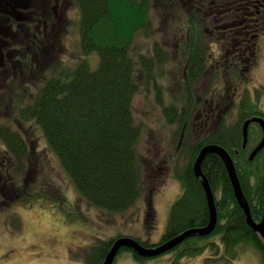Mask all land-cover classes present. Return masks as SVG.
<instances>
[{
    "label": "trees",
    "instance_id": "1",
    "mask_svg": "<svg viewBox=\"0 0 264 264\" xmlns=\"http://www.w3.org/2000/svg\"><path fill=\"white\" fill-rule=\"evenodd\" d=\"M75 2L81 11L80 49L84 59H77L75 66H65L61 77L49 80L31 104L21 107V117L39 126L48 147L58 157L80 197L103 211L122 213L143 197L149 182L146 177L150 174L138 150L144 124L136 120L134 101L143 86L155 83V69L163 66L166 59L141 57L135 60L132 51L141 33L147 37L153 34L154 0ZM190 47L186 58V103L188 110H193L196 97L193 82L204 78L209 59L204 47H197L195 42ZM157 52L164 54L162 49ZM92 55L98 57L97 62L91 60ZM247 96L248 93L240 104L238 124L232 128L221 126L217 133L190 146V162L175 174L183 193L172 206L169 228L158 244L149 245L138 240L142 245L154 247L209 223L206 193L202 180L194 173L193 163L201 149L210 144L220 145L231 154L252 217L256 222L262 220L264 150L251 160L252 147L243 148L242 131L246 119L261 116V113ZM167 115L170 123L179 119L182 129L185 124L190 127L193 120L192 113L177 116L174 103L167 108ZM0 137L8 148L7 158H12L21 171L25 160L32 157L27 140L8 125L1 126ZM202 170L215 194L218 224L211 235H196L170 251L174 253L171 264H181L182 260L197 257L207 250L216 252L221 264H231L240 257L244 246L257 249L264 264V239L249 226L224 161L217 154H209ZM147 202L146 225L150 230L154 227L155 212L149 198ZM216 237L220 244L212 241ZM112 244L113 240L98 239L85 251V264H103ZM128 251L137 260H147L123 248L114 264Z\"/></svg>",
    "mask_w": 264,
    "mask_h": 264
},
{
    "label": "rangeland",
    "instance_id": "2",
    "mask_svg": "<svg viewBox=\"0 0 264 264\" xmlns=\"http://www.w3.org/2000/svg\"><path fill=\"white\" fill-rule=\"evenodd\" d=\"M200 4V1L187 0V5L195 9L191 11L187 7L184 13H176L177 9L171 1L165 4L168 24L160 21V8L157 28L152 37H138L133 46V56L139 51L155 55L154 45L157 44L168 54V62L164 64L163 70L157 71L159 74L164 73L163 77L158 75L157 83L163 93L162 100H157L152 83L143 86L134 101L136 120L144 124V134L138 150L141 162L150 175L146 177L149 182L143 199L128 211H103L80 197L58 157L48 147L39 126L35 121H25L21 117V107L31 104L38 94L39 86H34L35 79L28 78V82L21 84L22 87H29V92H24L23 96L10 98L8 94L3 95L5 98L0 99V125L9 124L21 133L31 148L32 157L25 160L26 165L19 171L14 160L6 159L8 148L0 137V203H4L3 206L0 204V264H85V251L98 239L109 241L117 237H128L150 245L161 241L169 228L172 206L183 193L181 183L173 176L190 162V146L203 136L200 137V134L205 121V116H199L198 110L197 119L192 122L195 125L190 122V127L184 129V132L188 131L187 138L181 140L183 126L179 119L170 123V118L165 113L166 108L177 102L176 97L179 95L176 88L181 87V66L184 54L189 52V49L187 53L184 52L185 48L182 47L185 43L195 42L197 47H204L209 54L217 53L214 41L210 40L211 29H198L203 26V16L198 14L201 12ZM75 13V32L70 34L74 41L71 40V47L67 48L69 51L74 49V52L64 50L62 58L65 65L84 59L79 48L81 11L76 5ZM189 17L195 20L194 23L188 22ZM260 38L258 45L261 63L249 76L245 93L251 96L259 110L264 111V34ZM91 60L97 62L98 57L92 55ZM7 86L6 84L5 89ZM5 89L3 84L2 91ZM7 92L9 93V89ZM239 102L240 99L222 123L227 126L236 124L239 115V106H236ZM253 137L257 140L258 133ZM29 166L34 170L32 177L26 175ZM15 187L17 195H24L22 199L13 196ZM151 188L155 191L152 196ZM149 196L153 199L156 213L153 215L156 220L154 227L150 230L147 222L145 223ZM212 241L220 244L218 237ZM242 248L240 257L231 264H262L257 249L252 246ZM210 255L212 258L209 259V264H221L215 257L216 252L212 250L209 255L206 253L184 259L181 264H207L205 260ZM173 257L174 253L170 252L156 258L137 260L128 251L118 257L116 264H171Z\"/></svg>",
    "mask_w": 264,
    "mask_h": 264
},
{
    "label": "flooded vegetation",
    "instance_id": "3",
    "mask_svg": "<svg viewBox=\"0 0 264 264\" xmlns=\"http://www.w3.org/2000/svg\"><path fill=\"white\" fill-rule=\"evenodd\" d=\"M197 1L201 2L198 14L203 16L202 27L211 29L210 40L217 50L209 55L207 84L196 86V115L199 110V116H205L202 132L210 135L217 133L231 108L244 99L249 76L261 63L258 41L264 34V0ZM172 5L176 13L186 12L187 7L195 9L187 0H173ZM75 20L74 0H0V99L6 94L15 98L29 92L28 86H21L28 78L36 80L39 93L49 78L63 73V52L74 41L70 34L75 32ZM212 78L219 82L209 86ZM185 81L188 83L180 78L181 87L176 88L183 111ZM3 84L4 89L8 85L4 91Z\"/></svg>",
    "mask_w": 264,
    "mask_h": 264
},
{
    "label": "water",
    "instance_id": "4",
    "mask_svg": "<svg viewBox=\"0 0 264 264\" xmlns=\"http://www.w3.org/2000/svg\"><path fill=\"white\" fill-rule=\"evenodd\" d=\"M253 121H261V123L264 124L262 120L254 119ZM252 121L246 122L244 126V142L245 145L248 141V127ZM264 147V141L263 143L258 147V149L255 151V154L259 152ZM217 154L219 155L222 160L224 161L226 168L228 170L236 198L242 207V209L245 211L247 216V222L250 225V227L260 233L262 237L264 238V215L263 219L260 223H257L254 221L252 214H251V208L249 205L248 200L245 198L240 179L237 174V170L235 167V164L230 156V154L221 146L217 145H208L204 147L198 158L196 159V162L194 164V171L198 178H202V184L204 186V189L206 191L209 210H210V221L207 226L202 228H196L191 229L188 231H185L183 234L167 241L166 243L155 247V248H149L146 246H143L138 241H136L133 238H119L114 241L113 246L109 253L107 254L105 261L103 264H114L115 259L120 252L122 248H129L134 250L139 256L144 258H154L157 256H160L170 250H173L176 246L180 245L183 241L186 239L193 237L195 235H201V236H208L216 229L217 223H218V215H217V208L215 203V196L212 191L211 185L209 183V180L207 179L206 175L203 173L202 165L204 160L209 154ZM254 154V155H255Z\"/></svg>",
    "mask_w": 264,
    "mask_h": 264
}]
</instances>
